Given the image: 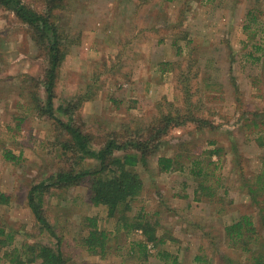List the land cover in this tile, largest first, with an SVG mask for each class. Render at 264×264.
<instances>
[{
  "label": "rangeland",
  "instance_id": "1",
  "mask_svg": "<svg viewBox=\"0 0 264 264\" xmlns=\"http://www.w3.org/2000/svg\"><path fill=\"white\" fill-rule=\"evenodd\" d=\"M22 1L53 9L61 51L47 111V43L0 5V193L7 196L0 228L13 233L10 242L0 236V264H15L12 249L24 244L56 247L27 204L32 184L59 170L98 167L94 158L78 159L61 123L88 135L91 150L111 139H149L146 164L134 168L142 189L125 217L91 202L88 179L44 194L66 264H163L161 250L178 264H200L195 253L211 263L247 264L224 226L250 214L264 237L244 182L264 155V0ZM4 150L18 159L6 160ZM135 151L127 144L113 155ZM177 154L182 169L158 170V156ZM194 159L207 165L206 189L196 187ZM138 215L153 220L165 240L146 242V258L132 247L145 242L132 228ZM90 218L109 235L104 252L82 244Z\"/></svg>",
  "mask_w": 264,
  "mask_h": 264
},
{
  "label": "trees",
  "instance_id": "2",
  "mask_svg": "<svg viewBox=\"0 0 264 264\" xmlns=\"http://www.w3.org/2000/svg\"><path fill=\"white\" fill-rule=\"evenodd\" d=\"M0 5L11 9L15 16L28 27L36 35V38L44 40L47 43V54L50 65L45 71L46 83L45 92L47 95L45 109L51 111L52 97L54 88V73L57 61L60 57L61 33L58 23L54 21L55 14L53 9L47 8L45 12L37 11L26 5L22 0H0ZM166 121L169 118L165 117ZM164 120V118L162 119ZM264 122V120H263ZM62 127L69 134V142L71 148H75L78 159L91 157L98 161V167L95 169H84L82 171L59 170L50 174L46 179H42L32 184L27 190V204L31 209L36 222L41 229H44L49 235L56 238V247L35 243L24 244L23 248H13L14 257H10L15 264H26L39 260V264H66L63 252L58 246L60 241L56 235L52 225L45 217L43 211L44 194L50 190L52 186L77 184L83 179H88L90 200L95 205H103L106 208L108 216H117L121 219L126 216V212L131 210L132 202L139 195L142 189V179L135 171L138 163L146 164V151L149 149L145 144V140H130L119 142L115 139L107 141L104 146L97 150L89 148V136L84 134L76 127L61 123ZM256 127L258 124L253 123ZM127 144H131L135 148V152H126L122 156H114L115 149L125 148ZM211 152H217V149ZM3 156L6 160L13 162L18 156L13 155L10 150H4ZM181 154L175 156L157 157V168L160 172H168L173 169H182L179 163ZM192 173L197 178V189H206L203 178H207V169L204 171V165H199V160L192 161ZM248 194L252 202L256 204L264 223V155H262L261 169L253 178H245ZM0 200H7V196L0 193ZM88 220V218H86ZM132 222V228L140 231L144 237V241H139L134 249H140L142 255L146 258L148 248L146 242H150L152 247L162 243L164 236H158L155 230V222L151 219H145L143 216H137ZM90 229L82 237V244L85 249L93 253H101L105 251L109 235L103 229H99L96 225L95 218H90ZM0 236L5 233V228H0ZM5 241L10 242L13 239L12 230H8ZM224 235L229 245L236 247L246 257L247 264H264V237L261 241L260 234L255 226V222L250 214H241L234 218L229 224L224 226ZM28 249L25 251V249ZM7 255V252H5ZM158 256L163 260V264H178L176 255L167 250L157 251ZM193 261L200 264H217L211 263L205 255L195 253ZM231 262V261H230ZM236 264H240L236 262Z\"/></svg>",
  "mask_w": 264,
  "mask_h": 264
}]
</instances>
